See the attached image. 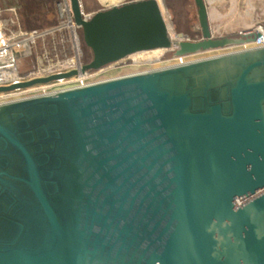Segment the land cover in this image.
Masks as SVG:
<instances>
[{"label": "water", "instance_id": "95a60500", "mask_svg": "<svg viewBox=\"0 0 264 264\" xmlns=\"http://www.w3.org/2000/svg\"><path fill=\"white\" fill-rule=\"evenodd\" d=\"M169 38L154 0L83 17L87 74ZM34 79L0 92L75 76ZM0 264H264V47L0 104Z\"/></svg>", "mask_w": 264, "mask_h": 264}, {"label": "built area", "instance_id": "2783aa9c", "mask_svg": "<svg viewBox=\"0 0 264 264\" xmlns=\"http://www.w3.org/2000/svg\"><path fill=\"white\" fill-rule=\"evenodd\" d=\"M128 2L131 1L120 0L119 3L107 8L121 6ZM7 11L15 18L17 17L15 8H9ZM55 14L57 21L52 25L20 34L7 33L4 23L0 21V87L17 86L34 79L47 78L71 71H76L77 74L48 83L0 92V104L108 79L103 76L117 63L107 64L87 74L80 72L82 66L88 63L83 60L82 40L85 47L88 49L89 47L83 31L73 21L70 0H57ZM90 16L83 13L85 19ZM248 33L254 35L253 40L249 43L172 56L167 60L168 64L165 66L180 65L219 54L264 47V23L257 24L252 30L243 34ZM208 51L215 53L210 56L194 58L196 55L206 54Z\"/></svg>", "mask_w": 264, "mask_h": 264}, {"label": "rangeland", "instance_id": "374dc122", "mask_svg": "<svg viewBox=\"0 0 264 264\" xmlns=\"http://www.w3.org/2000/svg\"><path fill=\"white\" fill-rule=\"evenodd\" d=\"M120 0H80L83 13L92 15L104 10ZM137 1V0H129ZM209 20V30L213 38H237L252 30L257 24L264 23V0H203ZM57 0H0V21L7 33L20 34L41 29L57 21L55 3ZM173 38L186 41L200 40L193 0H160ZM15 8L17 17L8 13ZM14 22V23H13ZM83 60H91L90 50L82 40ZM211 51L198 54L194 58L210 56ZM174 56L165 51L153 59H125L114 65L103 77H117L160 68L168 64Z\"/></svg>", "mask_w": 264, "mask_h": 264}, {"label": "bare ground", "instance_id": "6f19581e", "mask_svg": "<svg viewBox=\"0 0 264 264\" xmlns=\"http://www.w3.org/2000/svg\"><path fill=\"white\" fill-rule=\"evenodd\" d=\"M155 4H156V7L158 9V12H159V15L161 17V20L163 21V24L167 30V33H168V36L169 38H172L175 40V38H173L170 34V26L168 24V21L166 19V16H165V13H164V10H163V7L160 3V0H154ZM167 50H164V49H152L150 51H143V52H138V53H134V54H131L127 57H124L122 59H118L117 60V63L125 60V59H133V60H136V59H142V58H146V59H153V58H157L158 55L162 54L163 52H165ZM168 51H176V48H171V49H168Z\"/></svg>", "mask_w": 264, "mask_h": 264}, {"label": "crops", "instance_id": "0c3cea01", "mask_svg": "<svg viewBox=\"0 0 264 264\" xmlns=\"http://www.w3.org/2000/svg\"><path fill=\"white\" fill-rule=\"evenodd\" d=\"M208 22H209V20H208ZM208 25H209V23H208Z\"/></svg>", "mask_w": 264, "mask_h": 264}]
</instances>
